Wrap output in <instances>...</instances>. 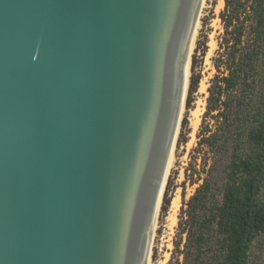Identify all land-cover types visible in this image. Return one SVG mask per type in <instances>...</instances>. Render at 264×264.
Segmentation results:
<instances>
[{
  "label": "water",
  "instance_id": "95a60500",
  "mask_svg": "<svg viewBox=\"0 0 264 264\" xmlns=\"http://www.w3.org/2000/svg\"><path fill=\"white\" fill-rule=\"evenodd\" d=\"M203 0H0V264H148Z\"/></svg>",
  "mask_w": 264,
  "mask_h": 264
},
{
  "label": "rangeland",
  "instance_id": "374dc122",
  "mask_svg": "<svg viewBox=\"0 0 264 264\" xmlns=\"http://www.w3.org/2000/svg\"><path fill=\"white\" fill-rule=\"evenodd\" d=\"M247 4L251 6L250 1ZM224 10V0L202 2L174 151L155 219L148 264H181L180 251L184 248L186 234H180L183 224L180 226L179 221L187 219L189 198L203 180L209 178L213 183L214 198L220 200L232 153L235 151L244 156L250 152L247 132L255 123L252 116L264 92V24L254 32L251 13L246 11L239 12L225 28L221 18ZM231 12H225L226 16ZM246 55L251 56V69ZM229 74L236 79V84L223 91L221 80ZM191 75L197 76L198 82L195 91L188 94ZM211 92L212 101L221 96L218 110H207ZM223 101L228 105L221 104ZM259 200L264 203V179ZM214 229L213 225L212 238L207 244L208 256L216 251L215 240L220 236ZM176 243H179L178 248ZM206 264L217 263L210 257ZM248 264H264V232L257 233L252 239Z\"/></svg>",
  "mask_w": 264,
  "mask_h": 264
},
{
  "label": "trees",
  "instance_id": "16d2710c",
  "mask_svg": "<svg viewBox=\"0 0 264 264\" xmlns=\"http://www.w3.org/2000/svg\"><path fill=\"white\" fill-rule=\"evenodd\" d=\"M248 1L250 5L248 6ZM225 10L221 14L225 28L237 18L239 12L249 11L254 21V32L264 24V0H224ZM232 11L229 16L225 12ZM241 36V31L238 32ZM251 69V56L246 55ZM192 67V66H191ZM223 91L236 84L232 74L222 78ZM198 77L191 75L188 94L195 91ZM208 97L207 110H218L221 96L212 101ZM227 106V102L221 104ZM254 125L247 132L250 152L241 156L233 152L225 170L226 181L221 187V199L216 200L212 192L213 183L205 178L187 202V219L179 221L180 234H186L181 264H206L214 258L217 264H248V251L252 239L264 232V203L259 200L260 188L264 179V92L262 100L253 113ZM238 145L235 147L237 148ZM217 235L216 251L208 252V242L212 226ZM179 247V243L175 244Z\"/></svg>",
  "mask_w": 264,
  "mask_h": 264
},
{
  "label": "bare ground",
  "instance_id": "6f19581e",
  "mask_svg": "<svg viewBox=\"0 0 264 264\" xmlns=\"http://www.w3.org/2000/svg\"><path fill=\"white\" fill-rule=\"evenodd\" d=\"M194 119V118H193ZM196 121H199L198 118H196ZM197 124V123H196ZM171 161V160H170ZM170 164V163H169ZM168 171V170H167ZM176 207V206H175Z\"/></svg>",
  "mask_w": 264,
  "mask_h": 264
}]
</instances>
